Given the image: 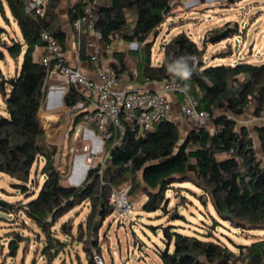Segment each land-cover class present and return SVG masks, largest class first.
<instances>
[{
    "label": "trees",
    "instance_id": "1",
    "mask_svg": "<svg viewBox=\"0 0 264 264\" xmlns=\"http://www.w3.org/2000/svg\"><path fill=\"white\" fill-rule=\"evenodd\" d=\"M5 1L20 35L10 36L0 25V39L6 34L1 45L13 59L23 56V60L14 75H4L0 68V95L4 103L0 112V175L8 176L15 188L34 196L36 191H31L28 185L30 182L38 185V180L32 177L33 167L44 159L41 173L45 179L40 190L29 201L19 204V209L45 234L42 253L48 260H53L66 246L53 227L84 202L90 205L86 228L95 235L90 242L99 248L98 232L115 211L109 200L110 193L113 188L122 189L126 184L131 186L130 201L133 203L132 198L142 194L146 196L143 209L153 212L167 211L166 193L174 189L175 183L190 182L203 191L200 199H209L215 212L232 226L264 230V161L248 127L238 126V117L249 109L255 116H264V62L242 59L234 65H213L203 59L206 46L199 47L182 31L164 44L161 62L153 64V43L148 40L172 15L174 0H113L109 6L96 10L95 30L104 42L111 43L113 35L118 33L126 42L139 44L128 53L113 54L110 64L121 82L174 80L167 64L181 57H193L191 79L175 81L182 87L187 84L199 107L208 112L209 123L189 129L184 138L174 119L158 120L153 129L142 133L125 124L119 144L106 142L109 157L103 174L99 173L98 165L88 170L80 184H67L65 172L55 163L57 148L40 120L48 94L47 69L33 56L36 46L45 44L41 37L45 30L65 47L67 32L58 13L61 0H47L43 17L28 14L23 0ZM90 1L78 0L72 5V22L83 14ZM3 51L0 48L4 57ZM230 55L229 49L218 57ZM130 57L136 58L134 65L129 63ZM80 99L73 86L63 95L69 109ZM84 113L75 112L74 127ZM255 131L264 152V124H258ZM0 208L8 210L9 206L0 201ZM61 229L69 235L65 222ZM15 234L19 236L18 232ZM164 240L167 247L159 252L163 264H264V238L247 245L235 244L237 250H234L220 239L202 238L168 227ZM89 249L86 248L87 253ZM89 257L94 261L92 254Z\"/></svg>",
    "mask_w": 264,
    "mask_h": 264
},
{
    "label": "rangeland",
    "instance_id": "2",
    "mask_svg": "<svg viewBox=\"0 0 264 264\" xmlns=\"http://www.w3.org/2000/svg\"><path fill=\"white\" fill-rule=\"evenodd\" d=\"M2 2L5 14L0 10V25L7 29L10 36L20 35V29L6 1ZM171 14L158 28L157 33L151 35L148 40L153 43V64H158L162 59L164 44L182 31L189 34L199 47L206 46L203 59L213 65H234L242 59L255 63L264 62V0H174ZM130 19L132 20V17ZM226 30V38L212 41L214 36ZM4 37L6 34L0 39L2 50ZM113 40L116 48L139 47L135 41L126 42L118 33L113 35ZM229 49L230 56L218 57L222 52H229ZM3 52L4 57L0 54L1 71L4 75H14L17 67L20 68L22 57L16 60L6 50ZM129 63L134 65L136 58L130 57ZM47 90L49 94L50 82H47ZM48 94L40 111L42 127L57 148L55 163L65 172L66 183L80 184L86 171L81 145L89 143V137L83 131L76 139V128L73 125L75 113L70 112L63 97L61 104L50 108L53 105ZM3 107L0 95V112ZM46 110L53 111L54 119L45 116ZM81 122L82 119L79 118L76 125ZM208 123L207 119L204 125ZM258 124H264V116H255L252 109L238 117V126L248 127L257 152L264 161V152L255 131ZM178 125L183 138L184 125L181 121ZM43 163L44 159L41 158L33 167L32 177L38 180V185L34 186L33 182L28 185L31 191H36L34 196L45 179V175L41 173ZM74 179L78 181L74 182ZM12 182L8 176L0 175V201L9 206L8 210L0 208V264H95L96 254L102 255L106 264H163L159 252L167 247L164 236L168 227L173 231L202 238L220 239L234 250H237L235 244L247 245L264 238V230H242L232 226L215 212L209 199H200L203 191L199 187L184 182L175 183L174 189L167 191V211H145L143 203L146 196L142 194H136L132 198L133 210L130 214H122L116 209L107 217L98 232L99 248L92 246L90 240L95 235H91L86 228L90 205L84 202L77 206L53 227L57 236L66 241V246L53 260H48L42 253L46 244L45 234L22 209H19V204L26 203L34 196L15 188ZM63 222L67 224L69 235L64 234L61 229ZM15 232H18L19 236H16ZM10 240H14L15 249L8 248ZM86 248H90L88 253ZM90 254L93 255L94 261L89 257Z\"/></svg>",
    "mask_w": 264,
    "mask_h": 264
},
{
    "label": "built area",
    "instance_id": "3",
    "mask_svg": "<svg viewBox=\"0 0 264 264\" xmlns=\"http://www.w3.org/2000/svg\"><path fill=\"white\" fill-rule=\"evenodd\" d=\"M23 2L28 14L40 17L45 15L47 0ZM112 2L113 0L88 2L83 14L72 22L74 31L78 34H82L84 29L94 31L96 38L103 41L102 35L95 30L94 14L96 10L109 6ZM41 37L45 41L41 61L47 69L46 82L55 78L60 83L58 90L62 95L69 86H73L81 96L70 112L85 111L82 122L75 127L76 139L84 131L90 141L81 145L86 165L85 176L90 168L98 165L99 173L103 174L109 157L106 142L112 141V145L119 144L125 124L142 133L153 129L158 120L174 119L170 96L172 93L182 97L180 111L186 118L189 129L199 128L208 119V112L199 107L196 96L183 91V87L174 80H164L161 89L122 86L113 66L103 61L100 45H94L89 52L91 64L96 72V77H90L79 66L69 62L66 48L50 31H43ZM130 187V184H126L122 189L113 188L109 196L115 210L122 214H130L133 210V203L128 196ZM95 259L97 264H106L100 254H96Z\"/></svg>",
    "mask_w": 264,
    "mask_h": 264
},
{
    "label": "crops",
    "instance_id": "4",
    "mask_svg": "<svg viewBox=\"0 0 264 264\" xmlns=\"http://www.w3.org/2000/svg\"><path fill=\"white\" fill-rule=\"evenodd\" d=\"M77 1L78 0H61V3L58 7V13L60 16V23L62 25V28L67 32V40H66V45H65L67 57H68V60L71 64L79 66L80 69L84 73H86L88 76L96 77V72H95L94 67L91 64V58L89 55L90 49H92V47L94 45H100L101 46L103 61L105 63H109V64L114 59V57H113L114 52L124 51V52L128 53L129 50H131L133 48H131V47L127 48L126 46L123 48L122 47L116 48L113 38H112L111 43H109V44L104 42V40L99 41L96 38L94 31H89L87 29H84V32L82 34H78L76 31H74V29L72 27V21L70 20V8ZM4 51H5V49H4ZM43 55H44V47L42 45L37 46L35 48L34 53H33L34 58L36 60H41ZM21 57L23 60V56H21ZM161 60L158 62L160 63ZM21 63H22V61H21ZM20 67H21V65H20ZM19 69L20 68L17 67L16 72ZM49 82L51 84V90L49 93H50V98L52 99V105H53L50 108H54V106L61 104L60 99L63 97V95H62V92L58 90L60 83L57 79L53 78ZM120 85L126 86L128 88L147 87L150 89H161L162 82L148 81L145 83H138V82H121L120 81ZM170 96H171L172 103H173L174 120L176 121L177 124H180V121L183 123L184 128H185V133L183 134V136L185 137L187 131L189 130V127H188L186 118L184 117V115L180 111V102L182 100V97L179 94H174V93H172ZM45 114L46 115H51V114L54 115L53 111H48V110L45 111ZM55 116H57V115H55ZM77 181L74 179V182H77Z\"/></svg>",
    "mask_w": 264,
    "mask_h": 264
},
{
    "label": "clouds",
    "instance_id": "5",
    "mask_svg": "<svg viewBox=\"0 0 264 264\" xmlns=\"http://www.w3.org/2000/svg\"><path fill=\"white\" fill-rule=\"evenodd\" d=\"M189 61H192L193 63L190 65ZM194 63L195 61L193 57H181L168 63L167 71L173 75L174 82L176 79H179L180 81H189L193 74ZM182 90L185 92L188 91L187 84L184 85Z\"/></svg>",
    "mask_w": 264,
    "mask_h": 264
},
{
    "label": "water",
    "instance_id": "6",
    "mask_svg": "<svg viewBox=\"0 0 264 264\" xmlns=\"http://www.w3.org/2000/svg\"><path fill=\"white\" fill-rule=\"evenodd\" d=\"M0 10H1L2 12H4V8H3V2H2V0H0ZM227 35H228V31L226 30V31L221 32V33L217 34L216 36H214V37L212 38V41L221 40V39H223V38H226ZM48 95H50V93H49ZM60 103H62V98L60 99ZM84 178H85V175H84ZM78 184H79V183H78ZM78 184H75V183H74L73 185H78ZM226 215L229 216L228 213H226ZM13 241H14V240H10L9 245H8V248H9V249H15L16 246L14 245V242H13Z\"/></svg>",
    "mask_w": 264,
    "mask_h": 264
},
{
    "label": "bare ground",
    "instance_id": "7",
    "mask_svg": "<svg viewBox=\"0 0 264 264\" xmlns=\"http://www.w3.org/2000/svg\"><path fill=\"white\" fill-rule=\"evenodd\" d=\"M45 116H47V117L50 118V119H54V115H52V114H51V115H45ZM84 171H85V170H84ZM84 171H83V172H84Z\"/></svg>",
    "mask_w": 264,
    "mask_h": 264
}]
</instances>
